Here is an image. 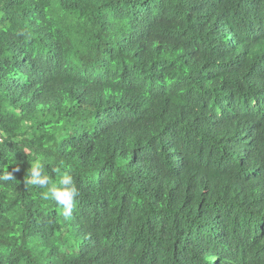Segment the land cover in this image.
Instances as JSON below:
<instances>
[{"label":"trees","instance_id":"obj_1","mask_svg":"<svg viewBox=\"0 0 264 264\" xmlns=\"http://www.w3.org/2000/svg\"><path fill=\"white\" fill-rule=\"evenodd\" d=\"M0 133V264H264V0H0Z\"/></svg>","mask_w":264,"mask_h":264},{"label":"clouds","instance_id":"obj_2","mask_svg":"<svg viewBox=\"0 0 264 264\" xmlns=\"http://www.w3.org/2000/svg\"><path fill=\"white\" fill-rule=\"evenodd\" d=\"M5 134L0 133V136ZM3 141L0 140V143ZM42 157L37 156L31 160L27 174L24 176L25 186H39L43 189L41 196L45 200H52L58 206V210L65 219L72 218L73 211L77 206L76 198L79 196V191L76 185L75 178L65 172L59 177V185L50 175L44 170ZM19 171V165H13L12 170H9L8 164L0 165V182L16 181L14 175ZM54 171H57L54 169Z\"/></svg>","mask_w":264,"mask_h":264}]
</instances>
